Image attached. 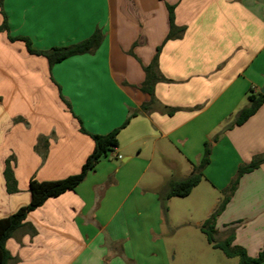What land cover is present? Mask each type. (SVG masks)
Masks as SVG:
<instances>
[{
	"label": "crops",
	"instance_id": "obj_1",
	"mask_svg": "<svg viewBox=\"0 0 264 264\" xmlns=\"http://www.w3.org/2000/svg\"><path fill=\"white\" fill-rule=\"evenodd\" d=\"M169 6L183 32L167 41ZM3 10L0 219L30 204L32 179L52 182L81 172L94 150L81 127L92 135L121 128L116 151L74 191L28 214L6 243L9 264L150 262L165 250L169 184L193 172L205 143L246 106L250 90L260 93L264 86V0H4ZM4 20L0 7V27ZM96 30L103 34L96 51L52 68L23 41L9 39L27 38L34 49L47 51L78 44ZM160 48L158 68L167 81L155 85L153 100L142 86ZM42 137L48 140L46 150L40 148L45 159L36 150ZM211 149L204 180L183 199L203 182L225 193L241 165L264 156V104ZM10 159L16 194L6 190ZM182 166L186 174L175 177ZM220 202L211 204L199 227ZM216 230L222 240L234 235V247L258 257L264 248V164L241 178Z\"/></svg>",
	"mask_w": 264,
	"mask_h": 264
},
{
	"label": "trees",
	"instance_id": "obj_2",
	"mask_svg": "<svg viewBox=\"0 0 264 264\" xmlns=\"http://www.w3.org/2000/svg\"><path fill=\"white\" fill-rule=\"evenodd\" d=\"M4 0H0V7L5 17L4 24L0 27V31H8L7 18L3 10ZM169 9V23L170 33L167 37L168 40L176 39L180 37V33L183 29H178L174 22V8ZM10 41H23L26 45L28 52L31 55L45 57L50 68L54 65L62 63L63 61L84 54H90L99 48L103 41V34L101 30L96 32L87 40L78 44L68 47H55L47 51L36 50L32 47V43L27 38H13L9 36ZM161 48L158 49V54L153 59L152 63L145 68L146 81L142 86V90L149 95L154 96V87L156 84L166 82L167 80L160 74L158 68L159 53ZM63 101L68 107L69 103L62 97ZM154 100V98H153ZM152 100V101H153ZM248 105L242 108L234 117V120L228 124L224 131H228L237 126H242L251 117H253L264 104V96L261 93H255L254 90H250L247 94ZM147 109V106L145 107ZM138 115L137 112L132 113L123 127H125L131 119ZM81 132L89 135L94 141V150L88 157L81 172L77 175L70 176L64 180L52 181V182H38L32 179L29 183V192L31 194V202L28 206L19 209L16 213L9 217L0 219V264H9L12 257L6 248V243L11 239L14 234L25 226V221L28 214L37 210L44 203L53 198H57L68 191H74L87 177V175L95 169L98 163L103 159L113 154L119 146L118 136L120 129H116L107 135H92L81 127ZM223 131V132H224ZM223 132L216 134L212 141L206 142L204 145V152L199 164L194 166L193 172L185 179L181 181H174L169 184L168 190L163 198V205L165 211H167L166 202L172 198H186L192 191L198 187V185L204 180V170L211 162L212 144L217 142ZM47 138L42 137L38 141L36 150L41 153L42 158H46V151L42 152L40 148L46 150ZM14 159L6 161V168L4 170V178L6 183V190L8 194H16L19 192L17 187V181L15 179L13 165ZM262 164H264V156H256L251 163L241 165L238 169L236 177L232 180L229 187L225 191L226 198L215 210V212L203 223L200 230L205 235L207 243L214 249H218L224 253L227 258H238V264H264V248L259 253L258 257L251 258L248 256L247 251L241 247H234V235L230 234L224 240H217L216 221L222 214L226 205L230 201L232 195L235 193L241 178L253 171L257 170ZM35 232L34 229H32Z\"/></svg>",
	"mask_w": 264,
	"mask_h": 264
},
{
	"label": "rangeland",
	"instance_id": "obj_3",
	"mask_svg": "<svg viewBox=\"0 0 264 264\" xmlns=\"http://www.w3.org/2000/svg\"><path fill=\"white\" fill-rule=\"evenodd\" d=\"M244 105H248L247 99ZM184 167H181V174H174L175 177H184ZM226 197V193L220 194L203 182L188 199L172 198L167 214L170 222L164 227L161 237L165 250L160 254L154 252L156 256L153 260L144 264H155L157 261L161 264H238V258H227L222 251L210 246L201 227L196 224L205 218L206 211L217 198H220L221 204ZM216 238L222 240L219 235Z\"/></svg>",
	"mask_w": 264,
	"mask_h": 264
},
{
	"label": "water",
	"instance_id": "obj_4",
	"mask_svg": "<svg viewBox=\"0 0 264 264\" xmlns=\"http://www.w3.org/2000/svg\"><path fill=\"white\" fill-rule=\"evenodd\" d=\"M260 93L264 96V86L261 88Z\"/></svg>",
	"mask_w": 264,
	"mask_h": 264
}]
</instances>
